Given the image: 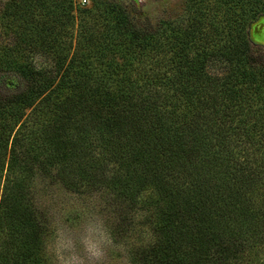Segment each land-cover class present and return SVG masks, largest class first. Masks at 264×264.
I'll list each match as a JSON object with an SVG mask.
<instances>
[{
	"label": "trees",
	"instance_id": "obj_1",
	"mask_svg": "<svg viewBox=\"0 0 264 264\" xmlns=\"http://www.w3.org/2000/svg\"><path fill=\"white\" fill-rule=\"evenodd\" d=\"M264 0H0V264H52L38 179L113 207L127 264H264Z\"/></svg>",
	"mask_w": 264,
	"mask_h": 264
},
{
	"label": "rangeland",
	"instance_id": "obj_2",
	"mask_svg": "<svg viewBox=\"0 0 264 264\" xmlns=\"http://www.w3.org/2000/svg\"><path fill=\"white\" fill-rule=\"evenodd\" d=\"M184 1L127 0L153 25L161 19L179 20ZM249 37L264 48V16L251 24ZM33 191L49 217L47 251L52 264H127L125 246L112 237L117 216L107 201L97 195L70 193L40 179Z\"/></svg>",
	"mask_w": 264,
	"mask_h": 264
},
{
	"label": "built area",
	"instance_id": "obj_3",
	"mask_svg": "<svg viewBox=\"0 0 264 264\" xmlns=\"http://www.w3.org/2000/svg\"><path fill=\"white\" fill-rule=\"evenodd\" d=\"M85 2H87V0H81V3H82V4L85 3Z\"/></svg>",
	"mask_w": 264,
	"mask_h": 264
}]
</instances>
